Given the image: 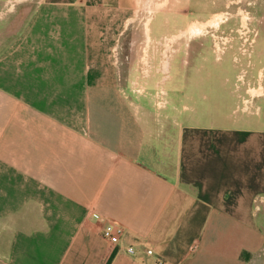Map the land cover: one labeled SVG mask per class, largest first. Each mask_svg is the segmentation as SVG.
<instances>
[{
    "label": "crops",
    "instance_id": "1",
    "mask_svg": "<svg viewBox=\"0 0 264 264\" xmlns=\"http://www.w3.org/2000/svg\"><path fill=\"white\" fill-rule=\"evenodd\" d=\"M143 2L37 0L10 39L4 22L0 264L264 259V67L253 63L262 91L248 92L257 111L240 115L233 66L231 123L217 122V104L201 111L213 97L177 87L174 49L150 55L153 17L147 60L130 61ZM105 219L125 229L118 244L103 239Z\"/></svg>",
    "mask_w": 264,
    "mask_h": 264
},
{
    "label": "rangeland",
    "instance_id": "2",
    "mask_svg": "<svg viewBox=\"0 0 264 264\" xmlns=\"http://www.w3.org/2000/svg\"><path fill=\"white\" fill-rule=\"evenodd\" d=\"M2 1L0 10H3ZM36 1L14 0L4 11L6 20H0V30L5 28V21L7 24L11 22L5 33L10 36L6 38L10 39L11 34L19 29ZM140 8L139 18L128 37V43L135 45V51L129 52L130 61L140 64L142 56L143 62L147 60L142 48L148 43L146 32L153 17L154 32L161 35L152 36L151 44L155 51L150 55L160 63L167 46L174 49L175 53L171 55L172 63L176 64L177 87L183 80L189 79L190 89L196 88V92L214 98L210 105L201 106L202 112L216 110L218 106L222 110L217 111L222 115L214 119L219 123H231L227 109L232 106L229 94L235 87L232 82L236 74L234 65L240 67V81L235 87L236 95L240 97L239 114L249 115L257 111L250 94L256 96L255 91H262L255 89L253 77L256 76L252 70L254 64L264 67V0H145ZM206 62V68H200ZM222 94L230 99L226 100L228 104L224 107L220 103L222 101L217 100ZM256 264H264V259Z\"/></svg>",
    "mask_w": 264,
    "mask_h": 264
},
{
    "label": "built area",
    "instance_id": "3",
    "mask_svg": "<svg viewBox=\"0 0 264 264\" xmlns=\"http://www.w3.org/2000/svg\"><path fill=\"white\" fill-rule=\"evenodd\" d=\"M105 222V225L102 229L101 235L103 239L108 241L111 244H118L123 235L125 234V229L122 226H119L115 223H113L110 220H103ZM127 253L134 255L135 250L133 247H129L127 249Z\"/></svg>",
    "mask_w": 264,
    "mask_h": 264
}]
</instances>
